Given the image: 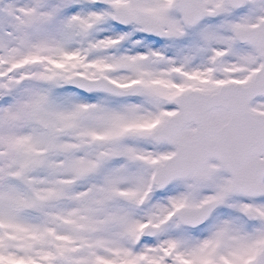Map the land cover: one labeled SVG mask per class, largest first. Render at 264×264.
Segmentation results:
<instances>
[{
    "label": "snow or ice",
    "instance_id": "snow-or-ice-1",
    "mask_svg": "<svg viewBox=\"0 0 264 264\" xmlns=\"http://www.w3.org/2000/svg\"><path fill=\"white\" fill-rule=\"evenodd\" d=\"M0 264H264V0H0Z\"/></svg>",
    "mask_w": 264,
    "mask_h": 264
}]
</instances>
